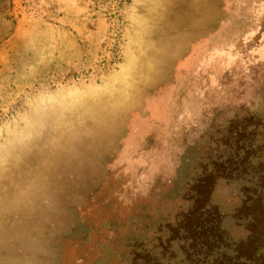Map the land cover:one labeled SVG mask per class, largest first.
<instances>
[{
	"label": "rangeland",
	"instance_id": "obj_1",
	"mask_svg": "<svg viewBox=\"0 0 264 264\" xmlns=\"http://www.w3.org/2000/svg\"><path fill=\"white\" fill-rule=\"evenodd\" d=\"M217 164L236 242L264 174V0H0V264H190L170 229Z\"/></svg>",
	"mask_w": 264,
	"mask_h": 264
},
{
	"label": "trees",
	"instance_id": "obj_2",
	"mask_svg": "<svg viewBox=\"0 0 264 264\" xmlns=\"http://www.w3.org/2000/svg\"><path fill=\"white\" fill-rule=\"evenodd\" d=\"M250 164V163H249ZM215 174L201 176L193 190L191 205L170 229L169 239L185 244V257L190 264H264V174L254 180V187L242 188V199L234 218L243 223L245 235L236 242L228 241L220 228L218 210L208 204L211 187L223 164L215 165ZM139 264H158L147 254Z\"/></svg>",
	"mask_w": 264,
	"mask_h": 264
}]
</instances>
